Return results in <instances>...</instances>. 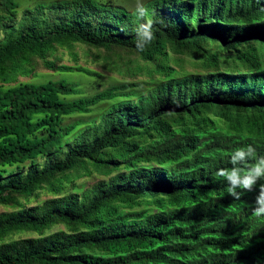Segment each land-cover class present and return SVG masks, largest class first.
Masks as SVG:
<instances>
[{
  "label": "trees",
  "instance_id": "obj_1",
  "mask_svg": "<svg viewBox=\"0 0 264 264\" xmlns=\"http://www.w3.org/2000/svg\"><path fill=\"white\" fill-rule=\"evenodd\" d=\"M140 2L143 52L136 5L0 0V264H264V180L215 176L264 156V0Z\"/></svg>",
  "mask_w": 264,
  "mask_h": 264
},
{
  "label": "clouds",
  "instance_id": "obj_2",
  "mask_svg": "<svg viewBox=\"0 0 264 264\" xmlns=\"http://www.w3.org/2000/svg\"><path fill=\"white\" fill-rule=\"evenodd\" d=\"M135 11L137 19L144 21L136 28V48L143 52L154 39L153 22L151 19H145L149 11L140 0H137ZM230 163L231 168H220L215 176L223 178L228 185V194L235 200H239L242 193L254 191L258 182L264 180V156L257 158L256 148L253 145H247L237 148L231 154ZM252 215L264 218V183L259 184V193L256 196L255 206L252 208Z\"/></svg>",
  "mask_w": 264,
  "mask_h": 264
},
{
  "label": "rangeland",
  "instance_id": "obj_3",
  "mask_svg": "<svg viewBox=\"0 0 264 264\" xmlns=\"http://www.w3.org/2000/svg\"><path fill=\"white\" fill-rule=\"evenodd\" d=\"M22 1V5L23 6H29V5H32L36 0H21ZM114 2L116 3H121V4H125L127 5L128 7H134V5H136V1L135 0H114ZM92 54L93 52H91L89 55H88V58H84L82 59L80 62L82 63V65H87L97 71H100L103 73L102 76L100 77H97L94 81L90 78H86L84 75H79L78 73L76 72H70V73H64L66 75V79H69V80H75V79H80L81 82H82V85L84 86V88H90V90H93L92 87H95L97 86L98 89H102L104 88L106 85H108L109 83L113 82V83H117L120 79V77L114 73V72H111V71H106L104 70L100 65L96 64V63H93L92 61ZM67 61V60H65ZM38 73L39 75L36 76V77H27V78H20L21 80H32V81H38V80H45L46 78H58L61 74L60 73H54L53 71H49L47 69H39L38 70ZM104 104L103 102L97 104L93 110L90 112V113H87V115H90L92 116V113L94 114H99L100 110H102L101 107H104ZM95 181V178H89L86 180V183L87 185L88 184H91L92 182ZM2 210V208L0 207V211Z\"/></svg>",
  "mask_w": 264,
  "mask_h": 264
}]
</instances>
